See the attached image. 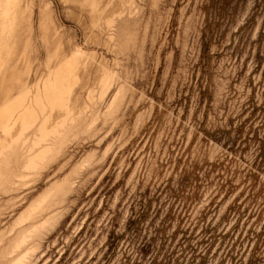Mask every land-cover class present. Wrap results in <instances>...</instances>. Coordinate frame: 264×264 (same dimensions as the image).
<instances>
[{
    "label": "rangeland",
    "instance_id": "1",
    "mask_svg": "<svg viewBox=\"0 0 264 264\" xmlns=\"http://www.w3.org/2000/svg\"><path fill=\"white\" fill-rule=\"evenodd\" d=\"M0 264H264V0H0Z\"/></svg>",
    "mask_w": 264,
    "mask_h": 264
}]
</instances>
